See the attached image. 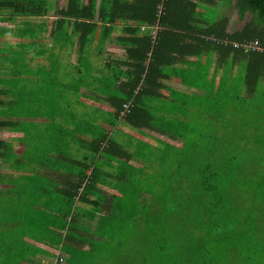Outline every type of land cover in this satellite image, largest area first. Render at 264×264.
I'll return each mask as SVG.
<instances>
[{"label": "trees", "instance_id": "1", "mask_svg": "<svg viewBox=\"0 0 264 264\" xmlns=\"http://www.w3.org/2000/svg\"><path fill=\"white\" fill-rule=\"evenodd\" d=\"M232 1L0 0V22L14 24L19 18H46L38 25L23 19L18 21V24L22 22L20 28H0V43L5 46L1 50L6 51L4 54L0 53V117L8 119L0 120V128L16 131L20 126L30 124L23 128L26 136L20 139L23 144L26 143L24 140L29 139L30 145L25 148H31L32 145L37 149L40 141L45 151L37 161L40 160L43 167L54 172L62 171L75 177L74 180L67 177L62 181L64 186L61 195L51 199L46 198L48 203H58L55 213L57 216L59 214L60 219H56L55 224L45 226L41 236L52 238L53 241L61 244V250L68 254L67 261L70 264H88L82 261L83 253L88 257L90 254L93 256L89 257V260L111 262L113 259V262L119 264L121 262L132 264L135 261L141 264H166L169 259L174 260L176 255H179V258L175 259L176 262L208 264L212 262L211 251L205 249L212 238L209 233H214L216 235L214 237L228 243L236 237L242 238L243 230L237 231L238 229L232 225L235 211L228 208L225 212H220L221 223H215V216L217 207H233L229 198V188L232 183H239L243 175H246L243 172L239 176V168L253 166L263 159L258 153L261 152L259 148H264V135L260 129V126L264 127V118H262L264 111L261 108L264 104V0H234L237 18L231 33H227L228 19L220 15L219 8L223 3L229 6ZM211 6H215L213 13L209 8ZM7 11L9 14L5 15ZM246 14L251 15L252 18L241 26ZM47 18L55 20L54 42L58 49V53L55 54L51 52V48L55 47H46L38 39V34L44 31ZM141 26H157L158 30L152 37L151 31L144 33L140 30ZM115 28H117L116 34L109 37ZM6 34L20 38L15 44L16 47L18 45L23 48L21 52H16L18 55H15V47L4 38ZM22 38L30 42H23ZM108 38L125 50V59L107 62L106 69L100 67L97 69L91 60L93 54L91 47L95 43L99 47ZM253 41L258 42L261 51L245 52L241 47L233 46V43ZM33 51L36 56H42L47 52L51 58L49 70L45 71L46 66L43 65L42 72H37L47 77L45 79L47 81L39 91L44 95L38 94L42 101L40 108L44 109L34 117L27 116L32 119L45 118V121L41 122L42 125L38 121L27 122L22 117L27 109L29 110V86L35 85V78L31 76L32 79H26L23 83L15 74L19 73L18 67L22 68L21 63L25 62L27 53ZM62 51H65L64 61L59 60L61 58L59 53ZM213 51L217 54L218 67L223 68L221 86L224 92L220 99H211L208 104H199V102L189 104L195 108L193 113L197 111L199 115L205 114L206 117L203 121L198 118L201 122V128L198 125L196 130L198 143L187 140L188 145L185 142V147L182 145L180 148L184 155L188 156V161L194 162L198 156L200 160L199 165L193 163L187 165L196 172L194 179L198 186L187 195L179 190V185L184 180L182 176L173 178V175L165 173L158 175L149 173L148 170L147 172L146 169L151 167L155 155H140L137 148L139 145L134 147V150L124 149V143L119 142L117 135L110 136V132L100 127L97 121L101 119L105 124L116 123L123 105L129 103L131 107L124 120L131 128L138 130L143 127L157 128L161 133L172 134L170 129L179 125L175 121H170L171 114L166 116L170 129L165 128V125L156 127L153 124L155 117L148 103L161 98L158 90L162 88L161 80L168 77L164 74L166 68L176 64H188L187 58H198L205 52L210 54ZM74 53L76 60L72 63L70 59ZM57 60L61 63L67 62L62 65L66 70L56 72ZM195 64L197 68V63ZM69 65L73 73L69 88L64 93L60 90L56 92L57 82L54 80L60 72L70 74L67 71ZM235 65L238 73L230 83V74ZM93 71L95 74L93 73L92 76ZM23 74H26V71ZM6 75H9V79L5 78ZM35 75L33 76L37 77ZM180 80L186 85L183 77H180ZM119 81L121 83L117 84ZM81 89L104 94L113 108V113L105 115V112L98 107H86L80 98L87 100L88 96L82 93ZM167 98L176 103L180 102L175 97ZM92 100L95 101L94 98ZM78 106H81L82 110L78 111ZM209 108L212 110L211 114ZM219 112L223 115L221 120L218 116ZM232 115L238 116L235 127H232L229 135H220L217 122L230 124L232 122L228 118ZM18 119H20L19 123ZM80 123L87 127L86 132H79ZM180 125L187 128L188 119ZM75 132L87 137L79 139L80 142L73 141ZM140 138L141 133H139V141ZM131 140V136H128V142ZM74 146L76 148H73ZM215 146L219 149L217 150ZM175 149L179 151L178 148ZM71 151L76 153L72 154ZM0 159L4 161L2 153ZM120 159L124 162L112 171L115 179L110 180L100 175L105 165ZM137 159L144 163L133 165L131 161ZM165 161V159L161 160L162 163ZM258 165L262 168L264 162ZM28 167L30 168V163ZM176 170L179 173L181 171L178 167ZM258 177L264 185V175ZM137 178L139 180L136 182ZM172 179L177 182V184L173 183L174 186H178L177 188H171ZM125 185H128L127 188L129 186L136 188L138 192L126 195V188L119 196L117 190H122ZM106 188L113 190L109 197L103 194ZM173 191L174 197L171 193ZM50 192L47 190L48 194ZM261 203L264 205V195ZM167 204L176 205L172 207L177 211L171 210ZM251 205L254 203L252 202ZM107 208L108 212L103 214V210ZM34 210L36 211L35 207H32V212L29 214L21 211L22 214L23 212L27 214L26 218L24 216L23 218L31 224L29 227L25 226L23 232L40 236L42 220H48L51 215L44 213L43 216L39 212L38 216H32ZM222 210L224 211L223 208ZM81 218L97 220L92 233L90 228L77 224L76 221ZM117 218H122L127 228L131 229L126 230L123 236L119 234V240L114 241L112 239L115 237L109 234V229L111 226L115 227ZM245 220L239 221L245 226ZM236 225L240 227L238 222ZM52 227L60 233L64 232V235L52 234L50 232ZM197 231L206 235L201 237L197 235ZM80 232L82 234L88 232L97 238H102L104 244H98L106 245L105 250L109 252L106 254L107 258L104 259V255L100 253L103 251L102 247L95 242L89 243L92 246V248L89 246L90 250L82 249L83 244L88 243V238L81 236ZM109 240L117 244L113 248L114 251L106 244ZM155 243L156 247L153 249ZM141 244L148 249L140 250ZM97 246L98 249H95ZM125 246L129 249L122 254ZM186 248L187 252L181 250ZM116 249L119 252H116ZM94 250L97 254L93 255ZM161 258L166 261H159Z\"/></svg>", "mask_w": 264, "mask_h": 264}, {"label": "rangeland", "instance_id": "2", "mask_svg": "<svg viewBox=\"0 0 264 264\" xmlns=\"http://www.w3.org/2000/svg\"><path fill=\"white\" fill-rule=\"evenodd\" d=\"M87 0H84V2H86ZM60 6H62V4H60ZM211 8V13H213V10L215 8V6H211L209 7ZM203 12V10H202ZM219 13L220 15H224L228 20L227 25H226V31H230L231 28L234 27L237 15H236V10L234 8V1H232L230 3L229 6H227L225 3H223L221 5V7L219 8ZM6 15H8V11L5 12ZM213 15V14H212ZM252 18L251 15L246 14L241 26L246 22L249 21ZM19 19H24V18H19ZM215 19V18H214ZM213 19V20H214ZM26 21H30L33 22L35 24H42V22H44L46 20V18H36V17H32V18H27L24 19ZM22 23V22H21ZM6 24V25H2L5 27H9V28H20L22 27V24ZM54 26H55V20L53 18H47L46 23L44 24V31L41 32L40 34H38V39L41 41V43H44L46 47H55V48H51V52L52 53H58V49L57 46L54 42V39L56 37V33L54 31ZM117 32V28H115L109 35V37H111L113 34L115 35ZM151 33V32H150ZM5 39L9 40V44L13 47H15V55H18L16 52H21V50L23 49L21 46L19 47L17 45V47L15 46V44L20 41L19 37H16L14 35L11 34H6L4 36ZM46 39L45 41H43L42 39ZM21 40H23V42H27L29 43L30 40L26 39V38H22ZM28 40V41H27ZM106 43H109L106 40ZM2 43H0V53L4 54L6 51L2 52L1 51V45ZM91 52L94 53L96 50L93 49V47H91ZM261 51V50H260ZM65 51H62L61 53H59V58L61 56V58L59 59L60 61H64L65 60ZM13 54V53H12ZM11 54V55H12ZM28 56V58H27ZM27 56L25 58V62L22 61V68L21 66L18 67L19 69V73H15L16 77L18 76V78L21 77V75L26 71V74L29 75V78L32 79L30 77V74L32 73L33 75H35V73L37 74L38 71L42 72L41 66H46L45 67V71L49 70L50 67V60L51 58L49 57L48 53L45 52L42 56H36L35 52H30L27 53ZM75 54H72L71 56V61L72 63H74L73 59H74ZM59 60H57V62L55 63L56 65V72H59L61 70H66L65 65L66 63H61ZM92 61L95 62V57L92 58ZM25 66V67H24ZM58 69V71H57ZM71 66L69 65L67 68V71L70 74L64 73L62 74L61 72L59 74H57V79L54 80V82H57V86H56V92H58L60 90L61 93H64L68 90L69 85L72 81V76L73 73H71ZM31 74V75H32ZM32 75L33 78H35V85H30V92H29V110L27 109V111L23 114V118H25L27 121L32 122V118L27 117L28 115L30 116H35L37 115L36 113H40L44 108H40V105L42 104V101L39 98L38 94H41L39 91L41 87L44 86L45 82L47 80H45L47 77L43 75V73L37 74L34 77ZM41 80H45L43 82H41ZM59 82V83H58ZM192 84H197L195 81L191 82ZM222 81H220V83H218L215 86H211L209 88V90L207 91V94L205 96L202 97V100L199 101V103H204V104H208V102H210V100H215V99H220V97L222 96L224 90L223 87L221 86ZM263 84H264V80H263ZM263 89H264V85H263ZM25 92V91H24ZM39 92V93H38ZM27 94V93H26ZM44 95V94H41ZM53 97V95H50ZM54 98V97H53ZM52 98V99H53ZM197 102L196 99H192L190 98L188 100V104L190 103H194ZM264 102V101H263ZM48 103L50 105H53L52 102L48 101ZM262 103V102H261ZM220 105V104H219ZM49 107V105H47ZM51 107V106H50ZM219 108H221V106H218ZM262 110L264 111V104H262ZM190 110L193 109L189 114V116L187 117L188 119V125L191 126V128H189V126H187V128H184L186 130H184L185 134H184V138H183V144L185 147V142L187 143V140H194L197 141L198 143V133H197V128L198 125H200L201 128V122L198 121V118L200 117L203 121V119L206 117L205 114H200L199 112H195V108H193V106H190L189 108ZM208 109V108H207ZM80 110V108H79ZM210 110V114L212 112V110L209 108ZM173 116V115H171ZM180 117V113L176 114V118ZM211 116V115H210ZM219 119L221 120V118H223V115L221 112L218 113ZM262 116V115H261ZM208 117V115H207ZM237 117L236 115H232L229 116L228 120H231L232 123L230 124H221L219 122L218 123V130H219V134L220 135H229L230 132H232V127H235V124L237 122ZM262 118H264L262 116ZM8 120L6 118L0 117V120ZM29 119V120H28ZM37 121H41L40 119L45 120V118H37ZM209 119V118H208ZM15 120V119H13ZM23 120V119H21ZM20 119L17 120V122L19 123ZM67 128H69L70 126L67 124L66 125ZM72 126V125H71ZM79 132H86L87 131V127L83 126L81 123L79 125ZM260 129L263 131V135H264V127L260 126ZM11 130V129H10ZM193 130H195V132H193ZM7 130L5 129V132ZM7 135L6 137L4 136H0V141L3 140L7 141L9 144L12 145L13 148H17V143L14 142V140H18L20 138V136H22L21 133H18V131H7ZM188 132V134L186 133ZM190 133V134H189ZM204 133V132H203ZM262 135V133H261ZM15 137H19L18 139H14ZM87 136H80L78 134V132H75V139L73 141H76L81 138H86ZM19 142H21L22 140H18ZM33 141V140H32ZM72 141V142H73ZM85 141V140H83ZM41 142H44L43 140H41ZM80 142V141H79ZM218 143V142H217ZM139 147V153L140 155H155L154 158H152V164L150 168L146 169V171L148 170L149 173L152 174H166V175H173L172 177H176V176H182L184 178L183 182L181 183L179 190H182L183 192H185L187 195H189V193H191V191L196 190L197 189V185L195 183V176H196V172L193 171L192 169H189L187 165L192 163L195 165H199L200 160H199V156L197 157V160L194 162H190L188 161V156L184 155L183 150L176 151V147L174 146H168L167 143L164 142H160L158 140H145V139H141L140 142H138ZM188 145V143H187ZM196 145V143L194 144ZM235 146V145H234ZM73 148H76L75 146ZM215 148H217L215 146ZM1 147H0V152L1 151ZM36 151H35V150ZM219 149V147L217 148V150ZM261 150V152L259 150L260 153H258L260 157H262L263 159H261L260 162H264V148H259ZM72 150V148H71ZM45 151V148H43V145L41 143V146L37 147V149L33 146L31 148H29V152H28V156L30 157V163L32 161H35L39 156H41L43 154V152ZM10 157H9V166L7 167H13L14 170L13 171H8V174L10 176L5 177L4 176V172L0 173L1 174V179H0V190H2V193L4 194L3 197H1V204L0 203V213L4 216H6L7 214H10L11 209L14 211V209L16 208L17 211H29L32 209V204L35 203V199L34 197L36 196V194H41V192L39 191L38 188L43 187L44 189L48 187L44 176L41 175L40 178H38L36 175L34 174H29L28 176L22 175L20 173V171H18V157L16 156H21V152L18 154L17 151L13 150L10 151ZM72 154H75L76 151H71ZM150 153V154H149ZM3 155V154H2ZM16 155V156H14ZM6 155H3V157H5ZM8 153L7 156L8 157ZM165 159V163H162L161 160ZM157 160V161H156ZM256 162L255 165L251 166H241V168H239V176L241 175V173L245 172L243 175V178L240 179L239 183H232L231 187L229 188V198L230 201L233 203V207H217L216 209V216H215V223H221V219H220V212H225L226 210H228V208H230L232 211H235V217H233L232 220V225L235 226L236 229H238L237 231L243 230V235L242 238L239 239V237H236L235 240L232 239L231 242H227L224 240H219L217 239L214 233H209L212 235L211 241L209 243L206 244L205 249L206 250H210L211 251V257L212 258V262L208 263V264H264V230L263 229V225H264V205L261 203V200H263V195H264V185H262V182L260 181V177H258L259 175H264V167L259 168V163ZM136 165H138L136 163ZM180 165V166H179ZM182 166V167H181ZM31 168H33V166L30 165ZM114 165H112L111 169L109 170V174L111 176L112 171L114 170ZM176 167H178L181 171L180 173L176 170ZM259 168V169H258ZM2 171V170H1ZM147 171V172H148ZM13 172V173H12ZM45 172V171H44ZM25 173V172H24ZM199 173V171L197 172V174ZM65 175H69V179H71V176L69 173H64ZM11 179V180H8ZM139 179L137 178L136 182ZM9 182L10 185H8V187H4L3 184H8ZM59 181L56 180L54 181V185H57L56 183H58ZM172 182V187L171 188H177L178 186H174V184H177V182H175V180H171ZM174 183V184H173ZM53 185V186H54ZM128 185H125L124 188L122 190H117V192L114 190V192H116L119 196L121 195V191H125ZM60 188V186H58ZM63 187V185H61V188ZM2 188V189H1ZM7 188V193L4 191V189ZM38 189V190H36ZM20 190H22V192H20ZM51 192H54L53 189H50ZM141 190V189H140ZM172 190V189H171ZM160 190H158L159 192ZM106 196H108L110 194V190H105L104 191ZM138 191L136 188L129 186L127 188V194H136ZM173 197H174V191L171 192ZM0 196H2L0 194ZM109 197V196H108ZM47 199H51V198H55V196L53 195L52 197H47V195H44V199H43V204L42 207H38L39 210L41 211L40 214H42L43 216L45 215L44 213L49 212L48 214L50 215L51 213V217L48 218V220H42V235L45 231V226H48L51 223L52 218L54 219V214L55 211L58 209V207H56V205L58 206V203H51V202H47ZM126 199V198H125ZM254 203V205H251V203ZM32 205V206H31ZM107 205V204H105ZM102 205L103 207H108ZM168 207H171V210L173 211H177V209H175L172 206H176L174 204H167ZM167 208V207H166ZM222 208L224 209V211L222 210ZM25 212H23V214L26 216L27 214H25ZM106 212H108V208L103 210V214H105ZM249 215V216H248ZM97 217V216H96ZM47 218V216H46ZM245 220V226L243 224L242 221L239 220ZM88 220V221H87ZM56 221V219H55ZM238 222V224L240 225V227H238L236 225V223ZM77 223L79 225H83L87 228H90L91 230L94 228V225L96 223V221H90L87 218L84 219H79L77 220ZM251 228V229H249ZM131 228H127L126 223L124 222V220L121 218H117L116 219V223H115V227L111 226V228L109 229V234L111 233L113 238L112 240L117 241L119 240L118 238H120V235H124L125 231L128 230L130 231ZM90 230V231H91ZM15 229H12L10 231V233L15 234ZM20 232V231H19ZM93 232V230L91 231V233ZM77 233V232H76ZM75 233V234H76ZM13 234H11V237L13 236ZM77 235V234H76ZM80 235L86 238H88V243L87 246H90L92 248V246L89 243L94 244L93 241H97V238L93 235H90L87 233H81ZM173 235V234H171ZM197 235L203 237V235H206L205 233H201V231H197ZM125 237V236H124ZM176 236H173V238ZM209 237V236H207ZM112 240L107 241L106 244H108L112 249L115 248L117 246V244H115ZM78 241V240H76ZM12 244H18V243H12ZM131 247V246H130ZM140 250H145L148 249V247L146 246H142V244L139 246ZM156 247V243L154 244L153 249ZM132 251H134V247H132ZM98 249V246L95 248ZM128 246H125V251L122 254H125L128 251ZM84 250H86L84 248ZM103 251H100L101 254L104 255V259H106V254H108L109 252L105 250V248H102ZM120 250L122 251V249L120 248ZM182 251H186L187 252V248L186 249H181ZM178 252L180 250H177ZM213 251V252H212ZM150 253V252H149ZM97 254V251L94 250L93 255ZM121 254V255H122ZM83 262H86L88 264H119V262H113V259L111 260V262L109 261H96V260H89V257H93L91 254L88 257L87 254L83 253ZM134 258V255H133ZM179 255H176L174 257V260L169 259L166 264H187V263H183V262H176L175 259H178ZM89 260V261H88ZM164 260V258H161L159 261ZM166 261V260H164ZM164 263V262H163ZM64 264H70L68 261H66ZM122 264V262L120 263ZM132 264H141V262L139 261H135Z\"/></svg>", "mask_w": 264, "mask_h": 264}, {"label": "crops", "instance_id": "3", "mask_svg": "<svg viewBox=\"0 0 264 264\" xmlns=\"http://www.w3.org/2000/svg\"><path fill=\"white\" fill-rule=\"evenodd\" d=\"M21 20L23 19H17V21L14 22V24L18 23V21H21ZM7 23L10 24V22H0V28H9V27L2 26L3 24L6 25ZM232 29L233 28H231L230 31L227 30V33H231ZM145 33H149V30L145 31ZM112 36H114V34ZM107 41L109 43H106V41L104 43L102 42L99 47L96 46L97 43L92 45L93 49L96 50L92 54V58L95 57V62L92 61V63L94 67H97V69H99V67L100 69L102 68L106 69L107 62L110 63L111 61L112 62L113 61L114 62L123 61L125 59V50L122 47L111 42L110 38H108ZM1 45H2L1 49L5 47L4 44H1ZM1 51L4 52L5 50H1ZM74 54L75 56H74L73 61L75 62L76 53ZM187 60L189 61L188 64H176L174 66H171L165 69L164 74L168 77H165L161 80L162 88L158 90L161 94V98H158L155 101L148 103V106H150L152 110L151 113L155 117L153 124H155L156 127L158 126L161 127L165 125V128L170 129L168 118L166 116L168 114H171L173 116H170L172 118L170 121H175L179 125L177 126L179 131L177 130V127H173V129H170L172 131L171 132L172 134L161 133L157 128L143 127L139 130L133 127L131 128L129 123H127L124 120L125 116L122 115L123 109L118 115L116 123L105 124L101 122V119H98L97 123L101 125L100 127H104L107 132L109 131L110 136L113 137V135L116 134L119 142L121 141L124 143L123 144L124 149L126 148L130 150L131 149L134 150L135 149L134 147H137L138 142H140L139 133H141L140 139L158 140L160 142L167 143L168 146H171V147L172 146L173 147L175 146L176 148L182 147L183 138L181 137L184 136L185 134L184 130H186L184 128L186 127L180 124L186 121L187 117L190 115L189 113L193 110V109L191 110L189 109L190 106L187 103L188 100L192 98V99H196L197 102L201 101L202 97L207 94V91L209 90L211 86H215V84H217L218 82L220 83V81L222 80V74H223V68L222 67L220 68L217 65V54L215 51L211 52L210 54L208 52H205L201 57H198V58L189 57L187 58ZM195 63H197V68L195 67L196 65ZM93 73L95 74V72L94 71L92 72V76H93ZM237 73H238L237 66L235 65V67L233 68V71L230 74V78H229L230 83L234 81V77L237 75ZM25 75L26 74H23L21 75L20 78H18L23 83H25L26 79H30L29 76H25ZM31 76L32 75H30V77ZM180 77H183L184 81H186V85L184 84L185 82L181 83ZM5 78L9 79V75L8 76L6 75ZM121 81H119L117 84L121 83ZM192 81H195L199 85L192 84L191 83ZM241 91H242V94H244L243 88L241 89ZM81 92L84 94H87L88 96L87 100L80 98V101H82L86 105V107L88 108H90L91 106L98 107L100 110L105 112V115H107V113H113V108L109 105L104 94L102 93L100 94L98 92L96 93L88 89H81ZM168 96L175 97L179 99L180 102L178 103H176L175 101L173 102L170 100V98H167ZM90 97L94 98L95 101L92 100V98ZM199 104H204V103H199ZM79 108L80 110H82V107L78 106L77 107L78 111H80ZM177 113H180V117L178 116L176 118ZM165 118H167L166 121H164ZM10 119H14V118H10ZM37 120L38 119H33L32 121H37ZM40 120L41 121H38V122L42 125L43 123L41 122L45 120L43 119H40ZM29 125L30 124L24 125L23 127L20 126L18 130L16 131H18V133H21L22 136H20V138L15 137L14 139H18V138H19L18 140L22 138L24 139L26 135L24 133L25 130L23 128ZM53 126L55 127V125ZM5 129L9 132L13 131V129L10 130L8 128H0V136L6 137L8 132L7 131L5 132ZM128 136L129 137L131 136V139H132L131 142H128ZM18 140H14V142L17 143L18 145L17 148H13L12 145L9 144L7 141H4V142L3 140L0 141L1 143L0 147L2 148L1 149L2 152L0 153H2L3 155L5 154L6 156L8 153L9 155L8 157L6 156L3 157L4 161L0 159V173L4 172V176L8 178V176H10L8 174V171L14 170L13 167L11 166L7 167V166H9V157H10L9 152L15 150L18 152V154L21 152V156L20 155L19 156L14 155V156L19 158L17 161L18 171H20L22 175L28 176L29 174H34L38 178H40L41 175L44 176V179L48 187L45 189L43 187L38 188L41 194L40 193L36 194V196L34 197L35 203L32 204L33 206L31 205L32 207H35L36 209V211L34 210L33 213H31V215L38 216L39 212H41L38 207H42V205H44L43 199H44V195L46 196L48 194L47 190L51 191L50 189L52 188L54 191L53 193L50 192L47 195V197H52L53 195L56 197L57 195H61L62 188H63V187L61 188V185H63L62 181L63 180L65 181L67 177L69 178V175L68 176L65 175L64 173L66 172L63 173L61 171L58 173V172H54L48 169L47 167H43V165L40 163V160L37 161V159L40 157H38L35 161H32L30 163V157L28 156L29 148H25V147H29L28 145H30L29 139L27 138L26 140H24L26 141V143L24 144L19 142ZM23 145H26V146H23ZM38 146L39 147L41 146L40 141H38ZM123 162L124 160L120 159V160H117V162L114 161V162L108 163L102 168V170L100 171V175H103L110 180H113V178L115 179V175L113 174V172L110 176L109 170L111 169L112 165L115 166L114 167V170H115V168H117V166ZM29 163L30 165L33 166V168L28 167ZM131 163L133 165H136V163L140 165V164H143L144 162L137 159V160H132ZM70 176H71L70 180L75 179V177L72 176L71 174ZM0 179H1V174H0ZM8 180H11V179H8ZM56 180H58L59 182L56 183L57 185H54L53 183ZM10 183L11 182H9L8 184H3V186L8 187ZM50 183H52V185ZM58 186H60V188ZM4 190H6L4 191V193L5 192L7 193L8 191L7 188ZM106 190L111 191L108 196H110L113 192L111 188L110 189L106 188ZM20 192H22V190H20ZM0 194L2 195L0 196V199H1V197H3L4 195L2 193V190H0ZM103 194H105L104 191H103ZM1 200H0V203H1ZM10 212L11 213L7 214L6 216L0 213V264H64L68 260L69 256L67 253L61 250V244L56 243L55 241L52 240V238L47 239L45 237H41V235L33 236L29 234V232H25V231L23 232V229L25 226L29 227L31 225L26 222L27 220L24 219L26 218L27 215L25 216L24 214H22L21 211L20 213L19 211L16 210V208L14 209V211L11 209ZM26 212L29 214V212H32V211L27 210ZM48 213L49 212H46V214ZM55 219H60L59 214L58 216L56 215V213L54 214V219L51 220L50 224H55ZM93 221H97V220H92V222ZM96 223L92 230H95ZM12 229L16 230L15 234L10 233ZM50 232L52 234L64 235V232L60 233L54 227L51 228ZM11 234H13L12 237H11ZM89 234L92 235L91 233ZM31 236H33V238H31ZM93 242L97 244L98 243L104 244L105 241H103L102 238H97V241H93ZM12 243H18V244H12ZM98 246H101V245L98 244ZM101 247L102 248L104 247L106 249V245H103ZM84 248L86 250H90L89 246H87V244L85 243L82 246V249ZM117 249H116V252H119L117 251ZM60 259H62V261H60Z\"/></svg>", "mask_w": 264, "mask_h": 264}, {"label": "built area", "instance_id": "4", "mask_svg": "<svg viewBox=\"0 0 264 264\" xmlns=\"http://www.w3.org/2000/svg\"><path fill=\"white\" fill-rule=\"evenodd\" d=\"M157 28L158 27H156V26L155 27L141 26L140 30L144 33H145V31L149 30V31H151L150 34L152 35V37H154L156 34ZM233 46L237 47V48L241 47L245 52L254 51V50L260 51L261 50L257 41L246 42V43H233ZM129 108H130V104H124L123 105V110H124L123 113L124 114L128 113ZM60 261H62V259H60Z\"/></svg>", "mask_w": 264, "mask_h": 264}, {"label": "clouds", "instance_id": "5", "mask_svg": "<svg viewBox=\"0 0 264 264\" xmlns=\"http://www.w3.org/2000/svg\"><path fill=\"white\" fill-rule=\"evenodd\" d=\"M127 104H129V103H127ZM130 107H131V104H130ZM123 111H124V110H123ZM123 111H122V112H123ZM122 115L125 116L126 114L122 113Z\"/></svg>", "mask_w": 264, "mask_h": 264}, {"label": "bare ground", "instance_id": "6", "mask_svg": "<svg viewBox=\"0 0 264 264\" xmlns=\"http://www.w3.org/2000/svg\"><path fill=\"white\" fill-rule=\"evenodd\" d=\"M214 19V18H213ZM117 107V106H116ZM150 154V153H149Z\"/></svg>", "mask_w": 264, "mask_h": 264}]
</instances>
